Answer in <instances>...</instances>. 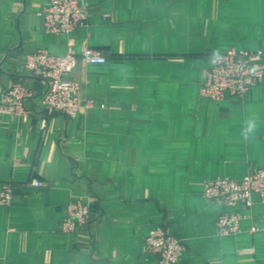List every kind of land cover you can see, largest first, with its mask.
<instances>
[{
  "label": "crops",
  "instance_id": "crops-1",
  "mask_svg": "<svg viewBox=\"0 0 264 264\" xmlns=\"http://www.w3.org/2000/svg\"><path fill=\"white\" fill-rule=\"evenodd\" d=\"M46 2L0 0V98L16 81L32 93L25 117L0 112V182L13 185L0 204V264H160L144 244L159 225L183 244L175 264H264V229L250 231L264 215L258 195L250 207L202 195L207 179L264 168V82L242 98L199 93L214 53L264 50V0H86L87 21L62 34L43 29ZM85 47L106 57L72 71L91 105L48 114L23 56ZM252 113L257 138L245 142ZM79 198L94 216L63 232ZM224 209L243 215L239 232L217 233Z\"/></svg>",
  "mask_w": 264,
  "mask_h": 264
},
{
  "label": "built area",
  "instance_id": "built-area-1",
  "mask_svg": "<svg viewBox=\"0 0 264 264\" xmlns=\"http://www.w3.org/2000/svg\"><path fill=\"white\" fill-rule=\"evenodd\" d=\"M86 0H47L42 7V26L53 34L68 33L87 21ZM78 60L85 63H103L104 55L85 47L79 54L68 51L63 55L50 53L46 49H37L23 56L24 69L45 83V90L39 95V103L48 114L61 113L75 117L82 107L91 105V99L81 101L80 85L72 78V71ZM264 82V50L230 49L212 56L206 79L200 83L199 93L213 100H222L227 96L242 98L251 88ZM31 91L21 82H13L4 89L0 98V112L7 116L25 117V99L31 97ZM45 120L42 121L44 125ZM34 187L40 185L33 179ZM258 195L264 205V168H251L239 179L217 177L203 183L202 195L210 202L230 207L241 203L245 207L253 204L252 195ZM13 197V185L0 182V204L10 205ZM94 214L88 202L72 199L66 205L61 220L63 232L71 233L86 225ZM243 215L237 211L221 210L215 220L219 235L235 234L240 231ZM264 229V215L253 223L250 231ZM148 251L155 254L160 264H175L183 251L181 240L162 226L148 232L144 240Z\"/></svg>",
  "mask_w": 264,
  "mask_h": 264
},
{
  "label": "clouds",
  "instance_id": "clouds-1",
  "mask_svg": "<svg viewBox=\"0 0 264 264\" xmlns=\"http://www.w3.org/2000/svg\"><path fill=\"white\" fill-rule=\"evenodd\" d=\"M216 56V53H214ZM259 129V116L252 113L245 117L243 121V127L241 129V137L245 142L248 140H254L257 138V133Z\"/></svg>",
  "mask_w": 264,
  "mask_h": 264
}]
</instances>
